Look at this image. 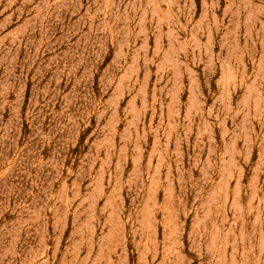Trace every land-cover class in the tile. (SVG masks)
I'll use <instances>...</instances> for the list:
<instances>
[{
	"label": "rangeland",
	"instance_id": "rangeland-1",
	"mask_svg": "<svg viewBox=\"0 0 264 264\" xmlns=\"http://www.w3.org/2000/svg\"><path fill=\"white\" fill-rule=\"evenodd\" d=\"M0 264H264V0H0Z\"/></svg>",
	"mask_w": 264,
	"mask_h": 264
}]
</instances>
